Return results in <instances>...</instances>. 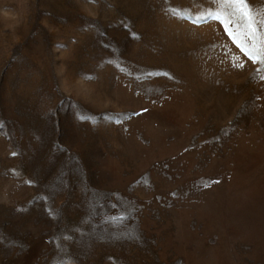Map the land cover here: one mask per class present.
Instances as JSON below:
<instances>
[{
	"label": "rangeland",
	"instance_id": "rangeland-1",
	"mask_svg": "<svg viewBox=\"0 0 264 264\" xmlns=\"http://www.w3.org/2000/svg\"><path fill=\"white\" fill-rule=\"evenodd\" d=\"M0 264H264V0H0Z\"/></svg>",
	"mask_w": 264,
	"mask_h": 264
},
{
	"label": "snow or ice",
	"instance_id": "snow-or-ice-1",
	"mask_svg": "<svg viewBox=\"0 0 264 264\" xmlns=\"http://www.w3.org/2000/svg\"><path fill=\"white\" fill-rule=\"evenodd\" d=\"M236 2L240 5H244L246 0H236Z\"/></svg>",
	"mask_w": 264,
	"mask_h": 264
}]
</instances>
